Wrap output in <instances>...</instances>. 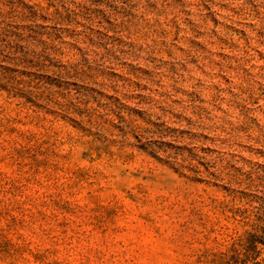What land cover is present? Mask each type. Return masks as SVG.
Here are the masks:
<instances>
[{
  "label": "rangeland",
  "instance_id": "1",
  "mask_svg": "<svg viewBox=\"0 0 264 264\" xmlns=\"http://www.w3.org/2000/svg\"><path fill=\"white\" fill-rule=\"evenodd\" d=\"M0 264H264V0H0Z\"/></svg>",
  "mask_w": 264,
  "mask_h": 264
}]
</instances>
